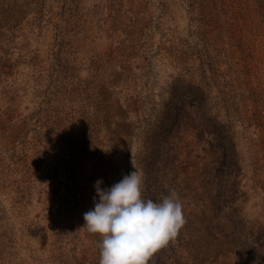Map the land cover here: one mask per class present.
<instances>
[{
	"label": "rangeland",
	"instance_id": "obj_1",
	"mask_svg": "<svg viewBox=\"0 0 264 264\" xmlns=\"http://www.w3.org/2000/svg\"><path fill=\"white\" fill-rule=\"evenodd\" d=\"M133 166L186 218L149 264H264V0H0V264H99Z\"/></svg>",
	"mask_w": 264,
	"mask_h": 264
},
{
	"label": "clouds",
	"instance_id": "obj_2",
	"mask_svg": "<svg viewBox=\"0 0 264 264\" xmlns=\"http://www.w3.org/2000/svg\"><path fill=\"white\" fill-rule=\"evenodd\" d=\"M102 183L95 182L98 200L83 214L88 232L102 237L99 264H149L186 224L180 195L169 188L159 201L142 198L143 173L136 169L111 187Z\"/></svg>",
	"mask_w": 264,
	"mask_h": 264
}]
</instances>
